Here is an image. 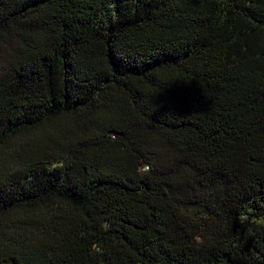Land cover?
Segmentation results:
<instances>
[{
    "label": "trees",
    "instance_id": "obj_1",
    "mask_svg": "<svg viewBox=\"0 0 264 264\" xmlns=\"http://www.w3.org/2000/svg\"><path fill=\"white\" fill-rule=\"evenodd\" d=\"M264 0H0V264H264Z\"/></svg>",
    "mask_w": 264,
    "mask_h": 264
},
{
    "label": "clouds",
    "instance_id": "obj_2",
    "mask_svg": "<svg viewBox=\"0 0 264 264\" xmlns=\"http://www.w3.org/2000/svg\"><path fill=\"white\" fill-rule=\"evenodd\" d=\"M255 223H257L258 225H264V219H260L255 221Z\"/></svg>",
    "mask_w": 264,
    "mask_h": 264
}]
</instances>
